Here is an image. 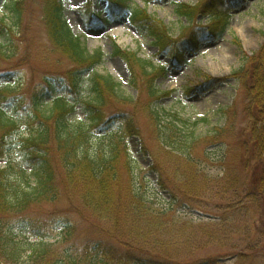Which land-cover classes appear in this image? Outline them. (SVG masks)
<instances>
[{
    "label": "trees",
    "instance_id": "obj_1",
    "mask_svg": "<svg viewBox=\"0 0 264 264\" xmlns=\"http://www.w3.org/2000/svg\"><path fill=\"white\" fill-rule=\"evenodd\" d=\"M103 1L107 4L109 18H128L137 32L151 39L160 52L170 53L173 66H181L188 52L199 49L201 41L196 34L181 35L187 39L178 45L168 26L152 17L146 9L133 7L129 0ZM220 3L224 0H203L200 7L180 5L177 10L190 22L200 14L215 13L210 16V23L216 26L212 35L223 34L229 18L227 12H211ZM25 9V0H5L0 16V160L6 162L0 168V222L4 219L17 221L20 231L28 236L17 242L15 234L0 223V261L4 259L8 264H134L140 251L156 253L160 249L167 254H162L159 264L161 261L163 264H190L188 258L182 260L174 254L170 258L168 254L187 245L186 252L193 255L203 244L201 234L193 220L184 222L187 230L183 231L181 245L166 227L164 213L155 209L154 203L147 200L138 187L135 169L139 163L130 144L131 139L141 136L134 101L125 95L121 84L112 76L97 72L104 62V53L87 50L85 41L65 21L60 0H46L44 20L50 41L55 50L71 62L73 69L63 72L62 76L45 78V84L31 94V80L23 75L26 67L19 68L22 52L17 43V36L22 34L18 30L23 24ZM115 54L128 63L133 89L141 92L146 87L147 96L153 100L170 94L160 92L156 87L157 76H152L155 68L150 61L118 45ZM249 65L252 84L248 88V111L253 151L246 148L245 164L250 167V163L257 162V170L247 173L243 181L239 180L240 176L232 178L231 171L226 173L230 175L222 199L233 193L234 200L227 201L224 211L228 213L221 214L223 229L231 217L229 213L253 210L243 208L245 203L253 205L264 196V43L258 54L249 60ZM4 67L8 69L2 71ZM161 73L162 70L158 75ZM241 74H237L239 79ZM111 107L118 111L109 113ZM79 108L82 116L78 113ZM148 114L153 117L162 151L166 149L172 156L175 152L192 155L196 141L187 139L180 129L186 121L174 116L175 121L166 124L160 110L150 109ZM23 134L27 137L22 138ZM16 135L21 141L16 145L18 150L11 152L8 140ZM213 145L217 146V143ZM204 156L208 158L209 153L204 152ZM174 157L178 158L177 155ZM180 162L184 168H179L185 171L183 181L172 178V182H167L165 172L156 169L159 173L156 185L169 196V200H165L169 204L167 210L193 203L195 197L209 192L205 189L209 181L203 179L200 182L195 178L199 172L194 168V160L189 156ZM144 181L148 182V179L144 178ZM212 182L219 184L217 180ZM74 195L78 197L77 202L100 222L112 226L115 232L126 233L133 245L130 249L133 256L123 259L100 242L82 249L75 246L73 227L61 221L57 214H46L48 207H56L62 202L73 207ZM31 212L39 213L38 218L32 219ZM197 213L210 215L204 210ZM54 230L58 231L60 239L52 244L46 240L56 237L51 236ZM243 231L244 250L236 254L239 264H261L260 259L264 264V246L260 248L259 242L251 241L252 229L245 227ZM259 233L264 237V231ZM32 239L39 241L32 242ZM258 251L262 253L261 257ZM25 253L28 254L27 261L24 260ZM208 264L224 263L210 261Z\"/></svg>",
    "mask_w": 264,
    "mask_h": 264
},
{
    "label": "rangeland",
    "instance_id": "obj_2",
    "mask_svg": "<svg viewBox=\"0 0 264 264\" xmlns=\"http://www.w3.org/2000/svg\"><path fill=\"white\" fill-rule=\"evenodd\" d=\"M4 1H0V16L3 13ZM60 1L64 6L65 21L75 34L82 37L87 50L90 53L98 50L104 53V62L96 69L97 72L112 76L121 84L125 95L134 101L132 104L136 109L141 136L131 139L130 144L139 163L135 169L138 187H141L147 200L154 203L155 209L164 213L166 227L181 245L183 231L187 230V223L183 224L184 222L193 220L196 223L193 225L201 234L203 244L193 255L186 252L189 247L184 245L174 249L168 257L176 255L182 260H185L183 257L188 258L190 264H208L210 261L239 264L236 254L244 250L245 227L252 229L251 241L259 242L260 248L263 247L264 237L259 231H264V196L258 198L253 205L245 203L243 208H254L253 210L231 212L228 214H231V217L226 227L223 229L220 225L223 222L221 214L228 213L224 211L227 201L234 200L233 193L222 199L225 196L224 185L230 175L226 173L231 171L232 178L240 176L239 180L243 181L247 173L257 170V162L250 163V167L245 164L246 148L253 151L248 111V88L252 82L248 75L250 72L245 73L241 67L248 59L258 54L264 43V0H237L233 3V0H224V3L214 6L211 12H217L231 4L227 13L228 27L225 33L216 35L211 34L213 27L208 22L214 13L200 14L192 22L178 14V6L185 4L200 7L203 0H130V5L146 9L152 17L168 26L178 45L187 39L181 36L185 33L187 37L196 34L201 39L199 49L196 52H188L181 66H173L170 53L160 52L151 39L143 37L131 26L128 18H109L107 4L103 0ZM25 2L23 24L18 30L22 34L17 36V43L22 52L20 61L23 63H19V68L23 65L26 67V73L23 75L30 78L29 92L35 94L36 90L45 84V78L62 76L63 72L72 70L73 65L55 50L50 41L44 20L46 0ZM227 10L223 9V12ZM117 45L150 61L155 68L152 76H157L156 87L160 92L170 94L160 100H153L147 96L146 87H143L141 92L133 89L131 69L123 58L115 54ZM6 69L8 67L1 70ZM160 70L163 73L158 75ZM240 72L241 79L236 75ZM15 78L19 79L17 76ZM139 79L144 81L140 77ZM11 80L15 81L14 78ZM31 94L28 95V100L31 99ZM79 109L78 113L82 116L83 112ZM150 109L160 110L166 124L174 122V116L186 121L185 125H179L187 139L196 141L192 155H179L175 152L178 156L176 158L175 155L168 154L166 149L161 150L160 136L155 134L153 117L148 114ZM116 111L118 109L114 107L108 110L109 113ZM24 137L27 135L23 134L22 138ZM20 138L18 135L9 137V151L18 150L16 145L21 141ZM213 143H217V146ZM204 152L209 153L208 158L204 156ZM189 156L194 160V168L199 172L195 178L200 182L207 179L209 184L205 189L208 188L209 192L195 197L197 199L193 203L167 210L169 204H166L165 200H169V196L156 185L159 175L156 169L165 172L167 182L176 178L183 181L185 171L179 168H184L180 161L188 159ZM223 156H226L225 159H221ZM4 166L5 161L0 160V168ZM144 178H147L148 182L144 181ZM213 180H217L219 184H214ZM72 198L75 199L73 207L62 202L56 207H48L46 214H57L61 221L73 227V241L78 249L100 242L123 259L134 255L130 251L133 245L126 238V233L115 232L112 226L100 222L89 210H85L77 202L76 195ZM198 210L209 212L210 215L199 216L196 214ZM165 211L168 213L165 214ZM38 215L39 213L31 212L32 219L38 218ZM199 219L203 222L200 223ZM0 223L15 234L17 242L28 236L20 231L17 221L4 219ZM58 228L60 231V227ZM58 231H52L51 236L56 237L46 241L54 244L59 240ZM148 252L150 253L140 251L134 264H159L160 257L166 253L160 249L156 250V253ZM257 254L262 256L259 251ZM27 256L25 253L26 261ZM259 262L262 264V259Z\"/></svg>",
    "mask_w": 264,
    "mask_h": 264
},
{
    "label": "bare ground",
    "instance_id": "obj_3",
    "mask_svg": "<svg viewBox=\"0 0 264 264\" xmlns=\"http://www.w3.org/2000/svg\"><path fill=\"white\" fill-rule=\"evenodd\" d=\"M130 1V0H129ZM181 37V36H180ZM173 40L174 41H176L175 39H174V37H173ZM252 59V57L250 58V60ZM248 62H249V59L247 60V62H245L244 63V65H243V67H241V69L245 72V73H248L250 70V65L249 66H247L248 65ZM242 71V72H243ZM242 72H240V73H242ZM239 74V73H238ZM237 75V74H236ZM2 263L3 264H8V262L7 261H5L4 259L2 260Z\"/></svg>",
    "mask_w": 264,
    "mask_h": 264
}]
</instances>
